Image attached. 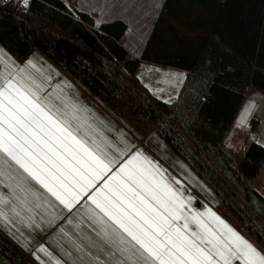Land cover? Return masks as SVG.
I'll use <instances>...</instances> for the list:
<instances>
[{
    "label": "trees",
    "instance_id": "obj_1",
    "mask_svg": "<svg viewBox=\"0 0 264 264\" xmlns=\"http://www.w3.org/2000/svg\"><path fill=\"white\" fill-rule=\"evenodd\" d=\"M0 2V45L24 63L38 51L143 136L155 131L219 198V212L264 249V198L255 190L264 147L240 167L222 146L252 91L264 92V0H165L143 53L125 48L127 25L96 27L77 0ZM187 72L178 99L143 88L142 62ZM0 264H39L0 230Z\"/></svg>",
    "mask_w": 264,
    "mask_h": 264
},
{
    "label": "snow or ice",
    "instance_id": "obj_2",
    "mask_svg": "<svg viewBox=\"0 0 264 264\" xmlns=\"http://www.w3.org/2000/svg\"><path fill=\"white\" fill-rule=\"evenodd\" d=\"M21 4L27 8L29 0ZM29 66L40 71L31 61ZM44 90L23 68L0 72V183L15 177V184H5L14 201L29 206V196L38 200L43 195L33 181L49 194L46 200L54 198L69 212L87 196L95 206L98 235L112 246L108 255L113 264H264V249L216 213L187 215L183 193L140 151L113 171L119 160L109 151L111 142L95 137L90 142L77 116L79 106L57 97L63 105L58 107L41 96ZM254 107L250 104L245 116ZM8 202L0 195V203ZM13 211L20 216L15 207ZM0 217L9 222L2 211ZM39 251L52 258L46 248Z\"/></svg>",
    "mask_w": 264,
    "mask_h": 264
},
{
    "label": "crops",
    "instance_id": "obj_3",
    "mask_svg": "<svg viewBox=\"0 0 264 264\" xmlns=\"http://www.w3.org/2000/svg\"><path fill=\"white\" fill-rule=\"evenodd\" d=\"M62 1L70 6L69 0ZM164 3L165 0H77L75 8L79 12L91 15L97 28L106 22H125L127 36L124 46L129 53L139 58L150 32L164 10ZM9 55L0 45V60L3 58L8 68H10L9 64L12 68L21 67L35 77L38 83L45 84L46 89L41 92L42 97H48L53 104L61 108H63L61 104L63 98L79 106L81 111L77 112V116L83 120L90 142L92 137H95L97 141L107 140L113 142V149L124 152V148H130L131 152L140 148L141 153L145 147L153 149L158 155H155L154 160L161 161L162 167L169 171L175 178L173 181L178 183L177 189L183 193L184 211L187 215L191 216L194 211L207 213L210 210L252 242L219 212V198L155 131L146 136L133 131L77 79L60 70L38 51L33 52L24 63H19ZM29 61L35 64L40 71L37 72L36 69L31 68ZM7 66L3 68L0 63V72L4 71L6 74ZM52 71H56L58 76ZM136 76L140 85L153 97L166 103H173L179 97L187 78V72L144 61L139 66ZM56 85H60L58 93H55ZM53 95L61 99L52 98ZM263 102L264 92L262 91H252L247 96L223 143V150L233 158L237 168L241 166L252 144L264 147V107H261ZM250 104H254L255 107L251 109L250 115L245 116ZM108 122L122 128L125 132V138L124 136L120 138L121 142L113 141V125H109ZM99 134H104L106 137H101ZM123 158L125 159V155ZM15 183L14 176L0 183V195L9 201L0 203V211L7 215L9 221L6 222L3 217H0V230L35 261L39 264L42 262L43 264H55V260H60L61 264H99L101 261L113 264L112 258L108 255L112 246L103 239L102 235H98L100 225L94 223L95 214L92 209L95 206L91 203L86 206L89 201L88 197H84L69 212L62 206H58V202H53L54 198L46 200L49 194L39 185H35L33 181L31 183L35 190L43 195L38 200L29 196V206H23L12 199L10 187H5V184ZM254 188L264 198V172L257 179ZM189 198H191L190 204L188 203ZM14 207L20 212V216L15 214ZM96 211L99 210L96 209ZM202 218L206 222L211 219L210 217ZM69 220L71 223L68 222ZM180 223L182 224L183 221ZM190 227L193 231H198L197 225L190 224ZM41 247L46 248L52 254V258L40 252ZM36 257H39V260Z\"/></svg>",
    "mask_w": 264,
    "mask_h": 264
},
{
    "label": "rangeland",
    "instance_id": "obj_4",
    "mask_svg": "<svg viewBox=\"0 0 264 264\" xmlns=\"http://www.w3.org/2000/svg\"><path fill=\"white\" fill-rule=\"evenodd\" d=\"M21 1V0H20ZM0 2L1 3H3V2H5V0H0ZM10 56V55H9ZM10 60V59H9ZM2 61H3V63H1L2 64V67L4 68V66H7L6 65V62H5V60L2 58ZM9 67L10 68H8V66H7V73L8 72H15L16 71V69L18 68V67H16V68H12V66L9 64ZM21 68V67H20ZM52 72H54V74L56 75V76H58L57 75V73H56V71H52ZM3 73H4V71H3ZM43 85H45V84H43ZM44 89H46V87L44 86ZM59 92V89H57L56 88V92L55 93H58ZM57 97V95H53L52 96V98H56ZM261 107H264V102L261 104ZM108 124L109 125H113V133H112V136H113V141H119V142H121V140H120V138L122 139V137L124 136V138H125V132L123 131V129L122 128H120V127H118V126H116L115 124H113V123H109L108 122ZM101 137H106L104 134H99ZM99 136V137H100ZM124 140V139H123ZM111 144L113 145V142H111ZM124 150H125V159L123 158L124 157V155L121 157L120 156V151H117L116 149H113V147L111 148V149H109V151L111 152V154L113 155V157L114 158H116V159H118L119 160V163H117L116 164V166H115V168H113V171H115L116 170V168H118L119 166H120V164H122V163H124L125 161H127L128 159H130V157L132 156V155H134L137 151H140V148H138L137 150H132V152H131V150H130V148H124ZM154 153H153V152ZM157 152H155L153 149H151V148H148V147H145L144 149H143V155L144 156H146V157H148L154 164H157L159 167H160V169L162 170V172H163V175L167 178V180L170 182V183H172V185H173V187L174 188H176L177 189V184L178 183H176V182H174L173 180H175V178L173 177V176H171V174L169 173V171H166L163 167H162V165L160 164V162L161 161H159L158 159H156V160H154V157H155V155L156 156H158L157 154H156ZM166 164V163H165ZM169 165V164H168ZM177 181V180H176ZM178 182V181H177ZM100 183H103V181H101ZM98 187H99V185H97ZM189 186V185H188ZM190 187V186H189ZM191 188V187H190ZM192 189V188H191ZM193 190V189H192ZM94 191V190H93ZM195 191V190H194ZM196 192V191H195ZM91 193H89V195H90ZM87 197V196H86ZM82 201V200H81ZM91 202L90 201H88L87 203H86V206H88L89 204H90ZM220 205H221V202L219 203V205H218V207H220ZM59 233H61L60 231H59Z\"/></svg>",
    "mask_w": 264,
    "mask_h": 264
},
{
    "label": "built area",
    "instance_id": "obj_5",
    "mask_svg": "<svg viewBox=\"0 0 264 264\" xmlns=\"http://www.w3.org/2000/svg\"><path fill=\"white\" fill-rule=\"evenodd\" d=\"M10 0H5V2H8ZM15 2H21L20 0H14Z\"/></svg>",
    "mask_w": 264,
    "mask_h": 264
}]
</instances>
